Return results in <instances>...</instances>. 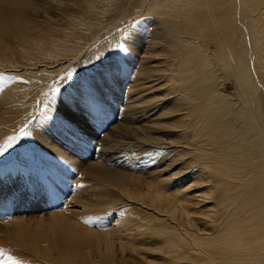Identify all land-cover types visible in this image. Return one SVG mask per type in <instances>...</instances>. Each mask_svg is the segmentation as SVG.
<instances>
[{
    "label": "bare ground",
    "instance_id": "obj_1",
    "mask_svg": "<svg viewBox=\"0 0 264 264\" xmlns=\"http://www.w3.org/2000/svg\"><path fill=\"white\" fill-rule=\"evenodd\" d=\"M5 1L9 7L22 3L30 6L29 0H0V4ZM75 1L93 12V0ZM120 1L113 2L119 5ZM249 1L134 0L141 11L154 15V21L150 17L145 21H152L153 31L149 29V37L144 38L142 34L147 29L140 27L143 31L137 36L123 38V52L131 54L138 49L134 56L149 62L141 67L132 86L138 96L144 91L148 95L142 101L135 94L130 103L123 102L125 117L133 118L134 114L141 118L134 128L136 134L132 132L128 140H123L124 136L112 138L100 147L110 149L140 142L157 145L164 149L163 153L169 152L167 156H175L172 161L166 159V165L162 160L154 172L166 167L177 169L175 177L167 180L173 184L174 193L155 187L149 191L148 200L142 202L151 212L135 215V220H141L139 231L146 238L154 237L158 249L120 248L118 262L140 264L148 252H158L162 255V263L158 260V264H264V71L257 72L264 63L260 59L264 57V0ZM54 2L56 8L69 11L62 18L50 9V21L53 16L54 23L61 26L54 29L45 20L25 25L31 19L20 14L12 16L8 23L0 11V57L11 58L9 44H17L32 55L18 52L12 57L14 62L34 57L36 69L55 64L61 68L62 63L79 53L83 48L79 41L85 33L79 30L78 34L75 29L87 27L84 16L77 18L78 11L69 15L76 9L70 1ZM236 27L247 33L246 38ZM210 44L216 47L214 51ZM32 49L40 53H31ZM242 57L252 63L253 74ZM121 59L128 62L129 56ZM219 72L228 74L237 87L235 99L222 88ZM102 83V89L107 91L109 87ZM146 118L150 119L145 121ZM160 118L174 121L164 126L167 123H160ZM100 155L103 158L105 154ZM127 197L135 199L138 195L132 190ZM83 204L81 208L90 213L101 211ZM4 223L7 224L0 223V232ZM87 228L71 223L58 212L38 230L17 221L9 225L8 232L20 237L15 242L18 246L34 249L43 257H47L44 250L52 246L65 258L72 250L82 248L84 237L96 240ZM0 244L10 245L11 239Z\"/></svg>",
    "mask_w": 264,
    "mask_h": 264
},
{
    "label": "rangeland",
    "instance_id": "obj_2",
    "mask_svg": "<svg viewBox=\"0 0 264 264\" xmlns=\"http://www.w3.org/2000/svg\"><path fill=\"white\" fill-rule=\"evenodd\" d=\"M54 1L29 0L28 8L23 3L9 7L5 1L0 4V11L8 23L12 16L20 14L31 19L25 25L45 20L54 29L61 26L54 23L53 16V22L50 21V9H55L62 18L69 13L56 8ZM60 1L73 3L76 9L69 15L78 11L77 18L82 15L87 23L84 29H75L77 33L79 30L85 33L79 41L83 48L78 54L61 62V68L55 64L52 68L37 69L34 57L13 61L18 52L32 55L17 44H9L11 58L0 57V223L7 222L1 228L0 242L11 239L10 245L0 244V264H125L122 260L118 262L120 248L145 247L153 251L158 247L154 237L146 238L139 231L140 218L135 220L137 213L143 216L151 212L142 203L148 200L149 191L158 187L164 193H174L175 189L167 180L169 176L175 177L177 168L166 167L158 173L153 170L162 160H171L174 153L167 156L169 152L163 153V148L146 142L145 146L140 142L110 149L100 147L112 138L124 136L123 140H128L132 132L136 134L134 128L141 118L134 114L133 118L125 117L123 102L130 103L131 96L140 95L132 86L139 78L141 67L149 62L134 56L138 49L131 54L123 52L126 45L123 38L137 36L143 31L140 27L147 29L142 34L146 38L151 33L148 30L153 31L150 20L154 21V15L141 11L134 0H121L119 5L114 0H93V12L75 0ZM148 17L150 20L145 23ZM236 29L246 38L242 28ZM209 47L216 49L212 44ZM37 51L32 49L31 53ZM127 56L129 60L124 62L121 57ZM242 59L253 74L252 63L246 57ZM260 71H264L262 62L257 72ZM219 74L225 93L235 99L239 92L234 82L228 74ZM101 83L109 89L103 90ZM145 92L138 96L142 101L147 98ZM173 121L159 119L160 123H167L164 126H170ZM98 152L105 154L103 158ZM167 163L168 160L163 164ZM132 190L138 198L127 197ZM140 195L144 197L139 198ZM82 203L85 208L96 207L101 211L93 208L95 212L90 213L81 208ZM58 212L71 223L88 227L96 240L84 237L82 248L72 250L65 258L51 246L44 250L47 257H43L34 249L18 246L15 242L20 237L8 232L9 225L17 221L38 230L47 226ZM158 260L162 263L160 253L148 252L140 264H158Z\"/></svg>",
    "mask_w": 264,
    "mask_h": 264
}]
</instances>
